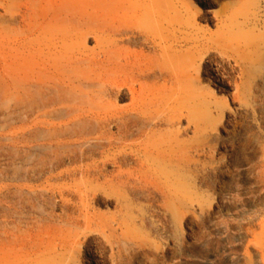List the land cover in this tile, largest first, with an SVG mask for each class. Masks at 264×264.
Instances as JSON below:
<instances>
[{
    "label": "rangeland",
    "instance_id": "1",
    "mask_svg": "<svg viewBox=\"0 0 264 264\" xmlns=\"http://www.w3.org/2000/svg\"><path fill=\"white\" fill-rule=\"evenodd\" d=\"M183 1L189 89L0 0V264H264V0Z\"/></svg>",
    "mask_w": 264,
    "mask_h": 264
},
{
    "label": "bare ground",
    "instance_id": "2",
    "mask_svg": "<svg viewBox=\"0 0 264 264\" xmlns=\"http://www.w3.org/2000/svg\"><path fill=\"white\" fill-rule=\"evenodd\" d=\"M65 8L67 10L74 8V13H76V10L79 11V13L77 12L79 17L77 27L73 15H71V19L68 16L69 21L61 19V13L64 12L62 10H65ZM50 10L54 13L52 17L55 21L53 22L54 24L52 23L54 27L58 28L56 24L62 22L72 23V26L69 25L71 28L67 26L70 35H66L67 39L73 38L72 41L74 40V33L76 34L77 30L80 31L84 26L88 28L92 25L94 29L98 26V29L96 28L97 30L100 29L103 33L108 32L109 34L106 33L108 35L111 34L115 39V41H112L114 42L113 50L110 54L106 51H100L98 53L99 56L104 55L105 60L108 65H111L110 67H112L113 71L119 69L136 70L138 72L136 78L139 81H142L145 77L149 78L151 75L156 76V74H159L158 81L163 82L162 84L165 87L170 86L175 88L180 85L189 89L192 84L190 83L192 81V75L191 73L189 75L188 69L195 65L197 59L199 61L205 59V48L199 41L195 47H193L194 45L192 46L195 49L194 52L191 50L182 51L180 49L188 46L190 41H192L189 36L190 33L188 32L192 26V21L189 18L191 11L188 4L183 0H42L41 15L44 20L49 19L47 17L48 11ZM68 14L70 15L71 13ZM65 19H67V15ZM90 21L91 24L89 23L90 25L88 26L87 23ZM82 23L84 25L83 27L81 26ZM62 28L66 29L64 27ZM84 30L82 29L78 36L82 40L88 41L89 34L88 32H84ZM88 30L90 32L92 28ZM129 34L133 36L128 37V39H118V36L123 37ZM148 35H152L155 38L152 39ZM65 39L62 40L61 47L68 45V41ZM148 41L150 42L147 44L146 42ZM150 43L154 46V52L148 51L150 49L148 47ZM57 44L53 43L52 45L56 47ZM131 46H135V49H131ZM106 61L101 60L97 61V63L105 65L104 62ZM156 69L159 72H156ZM199 78L197 79L198 81L201 79ZM158 81L154 80L153 82L157 84ZM194 84L197 85L198 83L196 84L195 82ZM184 94V98L187 99L188 93L184 92ZM197 96L201 103L206 102L205 93H199Z\"/></svg>",
    "mask_w": 264,
    "mask_h": 264
}]
</instances>
